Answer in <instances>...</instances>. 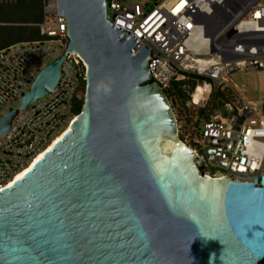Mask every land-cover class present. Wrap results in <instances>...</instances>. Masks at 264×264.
<instances>
[{"label": "water", "instance_id": "1", "mask_svg": "<svg viewBox=\"0 0 264 264\" xmlns=\"http://www.w3.org/2000/svg\"><path fill=\"white\" fill-rule=\"evenodd\" d=\"M58 10L68 46L19 109L56 86L67 53L86 65L82 107L0 189V264H264V177L256 187L202 172L151 79V52L106 19L105 0H58Z\"/></svg>", "mask_w": 264, "mask_h": 264}, {"label": "built area", "instance_id": "2", "mask_svg": "<svg viewBox=\"0 0 264 264\" xmlns=\"http://www.w3.org/2000/svg\"><path fill=\"white\" fill-rule=\"evenodd\" d=\"M105 2L106 19L151 52V79L169 93V102L178 104L177 124H186L189 143L179 138L196 153L204 174L244 183L256 178L259 187L264 177V99L248 98L234 75L264 71V0ZM42 12L36 25L39 40L0 50V122L16 112L0 136V189L68 130L84 97L86 65L67 53L56 86L19 109L39 72L65 53L69 42L58 0H43ZM214 98L217 111L210 117ZM180 129L178 125V134Z\"/></svg>", "mask_w": 264, "mask_h": 264}, {"label": "trees", "instance_id": "3", "mask_svg": "<svg viewBox=\"0 0 264 264\" xmlns=\"http://www.w3.org/2000/svg\"><path fill=\"white\" fill-rule=\"evenodd\" d=\"M16 2L18 3L16 10L11 11V13H16L11 14L12 19H9L8 13L5 14L3 10H0V21L6 24L19 23L22 25L19 27L0 25V50L17 43L39 40L36 25L42 21L43 0H16ZM166 96L169 98L168 92H166ZM81 107L82 102L75 109L77 114Z\"/></svg>", "mask_w": 264, "mask_h": 264}, {"label": "rangeland", "instance_id": "4", "mask_svg": "<svg viewBox=\"0 0 264 264\" xmlns=\"http://www.w3.org/2000/svg\"><path fill=\"white\" fill-rule=\"evenodd\" d=\"M18 3L16 2V0H0V10H3L6 13H8V17L9 19H12V15L11 14H16L14 12L11 13V11L16 10V5ZM18 14V13H17ZM6 17V15H5ZM21 18V17H19ZM0 25H4V26H14V27H19L22 24L19 23H2L0 21ZM234 81L237 82L239 85H243L244 89H245V93L247 95L248 98L252 99V100H261L264 99V71L259 72V73H251L249 75L246 74H242V73H237L234 75ZM185 95V94H180ZM187 97V96H185ZM217 99L214 98L212 99L211 104L209 105V109H208V113L209 116H213L215 114V112L217 111ZM172 103V102H170ZM173 106L174 109V113L175 116L178 120V104H171ZM180 107V106H179ZM179 121V120H178ZM178 125L181 126V129L179 130V136L181 139H183L184 141L189 143V140L186 138V124H180L178 122Z\"/></svg>", "mask_w": 264, "mask_h": 264}, {"label": "bare ground", "instance_id": "5", "mask_svg": "<svg viewBox=\"0 0 264 264\" xmlns=\"http://www.w3.org/2000/svg\"><path fill=\"white\" fill-rule=\"evenodd\" d=\"M249 1H251V0H249ZM206 90H207V89H206ZM201 92H202L201 89L197 90V92L194 94V99H195V100H198V99L200 98V96H201ZM62 136H63V135L58 136L57 141H58V140H61ZM55 142H56V141H55ZM50 148H52V145H51ZM42 156H43V155H40V156H38L37 158H38V159H41ZM29 169H31V166L29 167ZM29 169H27V170H29ZM25 172H26V171L19 172V173L16 175V179H17L18 177H19V179H21V178L23 177V175L25 174Z\"/></svg>", "mask_w": 264, "mask_h": 264}, {"label": "snow or ice", "instance_id": "6", "mask_svg": "<svg viewBox=\"0 0 264 264\" xmlns=\"http://www.w3.org/2000/svg\"><path fill=\"white\" fill-rule=\"evenodd\" d=\"M253 167H255V165H253ZM17 179H19V177Z\"/></svg>", "mask_w": 264, "mask_h": 264}]
</instances>
